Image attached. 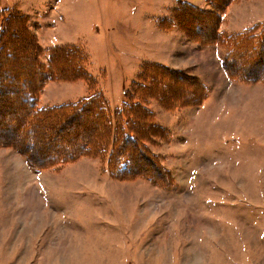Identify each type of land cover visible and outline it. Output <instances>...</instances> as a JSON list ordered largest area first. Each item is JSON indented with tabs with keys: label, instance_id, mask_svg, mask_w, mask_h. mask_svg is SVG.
Masks as SVG:
<instances>
[{
	"label": "rangeland",
	"instance_id": "rangeland-1",
	"mask_svg": "<svg viewBox=\"0 0 264 264\" xmlns=\"http://www.w3.org/2000/svg\"><path fill=\"white\" fill-rule=\"evenodd\" d=\"M0 7L13 10L15 25L13 41L0 40L12 73L0 76L20 75L19 96L0 93V264H264V74L228 79L223 60L232 55L236 74L247 62L263 72L264 0H0ZM209 12L216 39L249 19L247 56L223 39L196 50L191 35H205ZM172 25L188 36L169 34ZM32 53L46 69L53 53L63 73L54 71L35 94L40 106L97 110L22 131L18 120L31 109L24 83L40 74ZM160 60L198 70L210 91L189 97L193 89L182 84L195 77L186 82L184 70L176 78ZM155 79L168 90L152 86ZM105 121L121 132L117 145L128 130L138 139L117 146L136 157L121 175L109 162L115 132ZM96 131L104 137L94 151L48 159Z\"/></svg>",
	"mask_w": 264,
	"mask_h": 264
},
{
	"label": "trees",
	"instance_id": "trees-1",
	"mask_svg": "<svg viewBox=\"0 0 264 264\" xmlns=\"http://www.w3.org/2000/svg\"><path fill=\"white\" fill-rule=\"evenodd\" d=\"M221 2H223V1H221ZM196 9H198V8H196ZM198 10H200V9H198ZM12 12H13V10H9V9L0 7V40H1V43L4 42L2 40H4L5 38H6V41L7 40L13 41L10 38V34L14 33V30H13L12 26H15L14 24H12V20H13L12 16H11ZM199 13L200 12L196 11V21H198V18H199V15H200ZM204 13H207V12L204 11ZM209 13H210V15H209ZM209 13H208V15L210 16V19H211L210 22L212 24L208 25V31L205 33V35L208 34V37H206L205 35H203V36L205 38H208L207 40H209V39L214 37V39L211 41L212 43H215V42H217V43L219 42L220 43L221 40L223 39L230 48L233 47L232 44L236 43L237 46H238V47L236 46L237 47L236 49L237 50L238 49L239 50L240 49L243 50L244 52H246V56H247L249 54L247 52L250 51L249 43H244V42H245V40H252L253 39L252 35H251V33H252L251 30L252 29H247L246 31H243L241 33L231 34V35H228L226 37L223 36L224 34H221L216 39L214 34L212 35L213 25H214L213 20L216 19V16L213 18V17H211V14H214V13H212V12H209ZM202 15H207V14H202ZM171 27H169V28H171ZM22 30H24V29H22ZM196 32L203 33L205 31H204L202 26H199V25L197 26V24H196ZM193 35H196V36H193ZM191 36L193 38L194 37L196 38V37L200 36L201 38L199 37L198 40H202L203 41V38H202V36L200 34L193 33ZM14 40L16 42L19 41V37L14 39ZM203 42H205V41H203ZM205 43H207V42H205ZM28 44L30 45V43H28ZM29 45H28V47H29ZM262 45H264V42H261V46ZM3 52L4 51L0 50V60H3V61H0V69H1V73L0 74L5 73L6 75H11L12 71L10 70V67L8 68L9 60H7L9 56L1 59V56H2ZM50 52H51V49H50ZM58 53H60V52L59 51L57 52V55L59 56ZM251 53H253V52H251ZM30 55H31V57H29V58H32L35 61V64H36L40 74H35V72L34 73L32 72V79L30 81L24 83L25 88L26 89L28 88V90L25 91V89H24V90H22V92L28 94V98L26 97L27 99H25V100L31 106V109H29L28 117H26L25 119H21L20 121L18 120V125H20L22 127V131H23L24 127L33 129V128H35L36 123H37V125H40L41 123L43 124L44 122L49 123V125H51V126H60V127H62L63 124L65 125L66 123H69L72 120L75 121L74 120L75 114H83V113H86V112L91 111V110L92 111L97 110L98 106H96L95 104H94V106H91V107L90 106H86V104H83V106H81V105H78L76 107L74 106L75 108L74 107H70V108L66 109L67 112L58 111L59 110L58 108H64V106L63 107H57V110L54 109L53 107L49 108V107L40 106L37 103V98L35 97V94L37 92H39V90L42 88L44 83L48 80L47 78H52V73H54V71L58 70L59 74H63V73H62L61 69H59V66H57V64H58L57 60L58 59H54V54L53 53H50V57L48 59V63L46 64L47 69L45 68L44 65H41V63L38 61V58L36 57L37 53L36 54L32 53ZM227 56L224 58V67L226 68V71H227L230 79H232V78H243L242 80H245V79H248L249 76L254 77L256 75H260L261 76L262 73L264 74V69H263V72H260V74H258L257 72L256 73L250 72L249 69H248V65H249L248 62L245 65L246 68H247V72L239 71L236 74L235 73V69L231 70L233 68L230 66V63L233 60H235V59L232 57V55H231V57L229 56L231 59L228 58ZM10 59H12V58H10ZM11 64H12V60H10V64L9 65H11ZM169 70H171V69L169 68ZM171 71L174 74H176L175 75L176 78L180 77L182 75V70L181 71L180 70H171ZM243 74H244V77H243ZM63 76L64 75H62V77ZM19 78H20V75H18L17 73H16V76L7 77V78L5 76L3 77L1 75L0 76V93H2L1 91L3 90L4 94H2V95H5V97L7 96V97L13 98L15 96L16 97L19 96L20 93L17 94L16 89L13 88L14 85L17 83L16 80L19 79ZM185 78H186L185 79L186 82L187 81H189V82L194 81V78L191 77L188 74L186 75ZM157 82H156V79H155L153 81L152 86H154L155 88L159 87L161 91H163V89L168 90V87H166V86H164V87L158 86ZM4 83L6 85H9L5 89L2 88V84H4ZM134 85L139 87L140 84H139L138 81H135ZM182 86H183V89L184 88L185 89H187V88L193 89L192 92H190L189 97L193 96L194 94L198 95V94L207 93V87L201 81H196V84L187 83V86L185 84L184 85L182 84ZM173 87L175 88V86H171L170 88L174 89ZM201 89H203V92H199ZM154 92H156V90H154ZM157 93H158V91H157ZM14 94H16V95L14 96ZM21 95H22V93H21ZM156 95L159 96L158 94H156ZM90 98H88L86 100L90 101L91 100ZM22 104H23V101L21 100L19 102L18 106H20V108H21ZM132 106L133 105L131 103H127V105H126V107H132ZM107 107H108V105H107ZM12 110H10V112L13 113ZM108 110H109V107H108ZM108 110L106 112H108ZM115 114L117 115L118 122H119L120 121L119 116L123 115V112L121 110H118L117 112H115ZM107 123H108V125H110L109 126V130H110L109 132H111V130L114 129V126L112 125L114 123V121L113 122L105 121V124H107ZM81 124H83V123H81ZM105 128L107 129V125H106ZM125 131H127V130H125ZM114 132H115V134L113 136L109 135V137H108V144L110 146H112L111 152L113 151V156L110 154L109 162L111 163V160H112V162L115 163L116 173L115 172L114 173L118 174V175H121V174H124V173H121V172H124L125 169H127V170H131L132 169L131 167H132V165L134 163L133 159L136 158V157H134L133 153L126 152V147L125 146H122V150L121 151L118 150L117 146H119L120 144H123V143H127V144L133 143V144H135V142H138V139L136 138V136H134L133 132H129V130H128L127 132L122 133V136L119 139V144L117 145L118 136L120 135L121 132L120 131L117 132L116 128L114 129ZM103 137L104 136H103V134L100 131H96L94 137H85V138H83L80 141V143H79L80 145L77 148L73 149L70 153H64L62 147L57 148L56 150L50 149L51 147H50V145H48V147H45L47 152L50 151L48 154L52 153V150H54L53 151L54 154L51 157L49 156L48 159H53L54 161L58 162V161H65L67 159H73L75 155L83 154L85 152H89L90 153V151L92 152V151L95 150V147H93L92 145H95V146L98 145L99 141ZM115 152H117L116 155H118V157L115 160H113ZM25 153L28 154L27 151ZM136 153H137V151H136ZM28 157H29L28 160L30 161L29 163L34 165V162H33L32 159H30V155L29 154H28ZM34 166L41 167L42 165H38V166L34 165ZM118 168H119V170H118ZM121 168H125V169L120 170ZM163 171H160V172H163ZM152 176H153V174L149 175V177H152Z\"/></svg>",
	"mask_w": 264,
	"mask_h": 264
},
{
	"label": "crops",
	"instance_id": "crops-1",
	"mask_svg": "<svg viewBox=\"0 0 264 264\" xmlns=\"http://www.w3.org/2000/svg\"><path fill=\"white\" fill-rule=\"evenodd\" d=\"M205 1V0H204ZM257 1H263V0H254V3L255 2H257ZM199 2V1H198ZM196 6L197 7H199V8H206L207 7V5L205 4H203L202 2L201 3H199V4H196ZM252 7H253V4H252ZM253 9H254V7H253ZM264 11V10H263ZM161 16H163L162 14H159L158 15V17H161ZM226 17V16H225ZM237 19V18H236ZM257 20H253V22H256ZM248 22H249V19L248 18H242V19H239V20H235V22L234 23H231V27H228V28H226V27H224V28H222V29H224L225 31H228L229 33H233V34H237V33H241V31H243V30H245L246 28H243L245 25H247L248 24ZM158 28V27H157ZM178 28V29H177ZM159 29V28H158ZM182 29V28H181ZM180 30V28L178 27V26H172L169 30H167L168 31V33L169 34H171V35H174V33H176L177 31H179ZM183 30V29H182ZM176 31V32H175ZM211 34V33H210ZM176 35H177V37H180V35H187L188 36V34L187 33H185L184 32V34L182 33V32H177L176 33ZM212 35H213V33H212ZM199 37L200 36H198V37H196V39H192V43H194V45H196L195 47H196V50H198L199 48H201V47H207V46H203V44H210V42L211 41H206L207 43H205V42H203L202 40H198L199 39ZM202 37H204V36H202ZM201 38V37H200ZM217 45H213V46H209V47H214V51L216 52V47ZM217 47H219V46H217ZM220 48V47H219ZM222 49V48H221ZM205 50V49H204ZM215 56H217V53L216 54H214ZM223 60H224V56H223ZM222 60V61H223ZM220 61V60H219ZM158 63H160V64H162V65H164L165 67H170V69L171 70H182V71H186L187 73H188V71H189V73L190 74H188V75H190L191 77L192 76H194L195 77V79H196V81H203V82H205L206 84L205 85H207L208 86V82H207V80H206V78H204V76H202V75H200V72L198 71V70H196V73H194V71H191L190 69H188V68H186V67H182V65L181 64H179V65H177V63H173L171 60L170 61H168V60H165V61H162V60H160V61H158ZM224 71V70H223ZM196 75V76H195ZM228 79H230V77L228 76L227 77ZM139 80V79H138ZM133 81H137V80H133ZM210 91V89L209 88H207V93ZM206 93V94H207ZM199 95V94H198ZM121 102V100H119V102L116 104V105H119V103Z\"/></svg>",
	"mask_w": 264,
	"mask_h": 264
}]
</instances>
